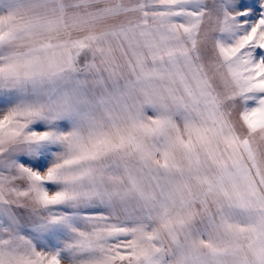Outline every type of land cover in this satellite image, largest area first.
<instances>
[{"label":"snow or ice","instance_id":"6c2138e0","mask_svg":"<svg viewBox=\"0 0 264 264\" xmlns=\"http://www.w3.org/2000/svg\"><path fill=\"white\" fill-rule=\"evenodd\" d=\"M0 264H264V0H0Z\"/></svg>","mask_w":264,"mask_h":264}]
</instances>
